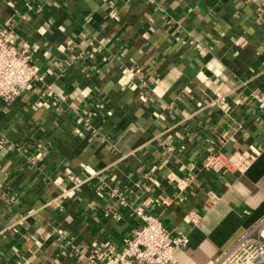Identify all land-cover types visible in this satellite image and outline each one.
I'll list each match as a JSON object with an SVG mask.
<instances>
[{
    "label": "crops",
    "instance_id": "0c3cea01",
    "mask_svg": "<svg viewBox=\"0 0 264 264\" xmlns=\"http://www.w3.org/2000/svg\"><path fill=\"white\" fill-rule=\"evenodd\" d=\"M261 5L0 0L41 76L0 98V264L117 257L138 206L186 236L179 264H210L264 219Z\"/></svg>",
    "mask_w": 264,
    "mask_h": 264
},
{
    "label": "built area",
    "instance_id": "2783aa9c",
    "mask_svg": "<svg viewBox=\"0 0 264 264\" xmlns=\"http://www.w3.org/2000/svg\"><path fill=\"white\" fill-rule=\"evenodd\" d=\"M264 11V5L257 9ZM11 31L0 29V98L12 101L22 92L32 89L35 82L41 80L33 58V47L27 42L16 44L10 40ZM264 109V97L256 96ZM236 170L242 171L247 164L243 158L234 161ZM221 153H209L203 169L219 172L226 165ZM133 213L142 221L131 237L125 238L117 257L105 253H93L88 257L91 264L104 260L103 264H179L174 250L187 245L184 235H176L166 229L158 216L144 211L142 207L133 209ZM264 219L246 230L226 249L219 258L210 264H257L264 262V239L261 229Z\"/></svg>",
    "mask_w": 264,
    "mask_h": 264
}]
</instances>
